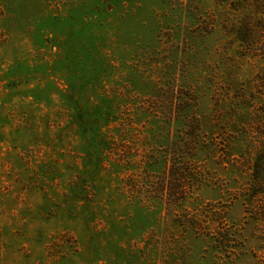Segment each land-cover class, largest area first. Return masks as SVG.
<instances>
[{
	"label": "rangeland",
	"instance_id": "obj_1",
	"mask_svg": "<svg viewBox=\"0 0 264 264\" xmlns=\"http://www.w3.org/2000/svg\"><path fill=\"white\" fill-rule=\"evenodd\" d=\"M0 264H264V0H0Z\"/></svg>",
	"mask_w": 264,
	"mask_h": 264
},
{
	"label": "trees",
	"instance_id": "obj_2",
	"mask_svg": "<svg viewBox=\"0 0 264 264\" xmlns=\"http://www.w3.org/2000/svg\"><path fill=\"white\" fill-rule=\"evenodd\" d=\"M176 166H178V165H176V163H174L173 162V164H172V166H171V169H170V174L172 175V173L175 171V168H177ZM183 166H185V165H183ZM181 169V168H180ZM183 171V170H182ZM186 172H189V174H187L186 176H187V178H189V176L188 175H190V174H192L193 176H195L194 178H196V175H195V172H194V170H192V169H187L186 167L184 168V173H186ZM173 175H174V173H173ZM185 176V177H186ZM193 181V180H192ZM194 182H195V179H194ZM181 198H183V197H179L178 199H181ZM175 201L177 200V199H174ZM174 201V202H175ZM220 245L222 244V243H219ZM222 246H224L223 244H222Z\"/></svg>",
	"mask_w": 264,
	"mask_h": 264
}]
</instances>
